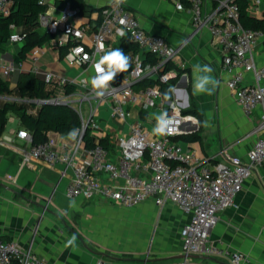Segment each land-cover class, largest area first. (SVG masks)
I'll list each match as a JSON object with an SVG mask.
<instances>
[{
	"label": "crops",
	"instance_id": "0c3cea01",
	"mask_svg": "<svg viewBox=\"0 0 264 264\" xmlns=\"http://www.w3.org/2000/svg\"><path fill=\"white\" fill-rule=\"evenodd\" d=\"M42 1L47 4L46 12L57 18L66 2L72 0ZM111 1L84 0L91 12L88 17L82 14L76 17L75 24L87 27L89 33L96 31L101 11ZM124 1L147 32L165 37L177 52L174 63L170 65L173 69L171 79L176 80L162 91V98L157 99L156 107L143 111L138 106H129L131 120H140L152 132L157 125V117L162 114L164 117L169 112L166 103L177 98L183 110L196 106L203 113L201 122L197 117L198 129L193 131H199L201 139L188 141L181 136L177 139L185 150H194L202 158L216 156L210 164L224 160L246 162L247 153L260 138V134H252L260 123V114L256 112L250 117L243 114L226 85L229 75L222 66L220 45L213 40L208 29L194 25L189 4L179 11L171 1ZM212 7L214 3L206 0L205 12L208 13ZM257 9L264 13L262 5ZM14 27L11 26V32L33 30L30 27ZM38 30L45 31L40 26ZM118 44L119 41L114 47ZM23 45L24 42L11 43L8 40L3 46L0 51V77L15 87L21 74L32 73L46 83L48 91L54 92L50 98L69 101L73 108L80 104L83 89L75 83H79L81 78L90 82L95 75L94 69L70 65L65 54L61 55V48L54 46L52 40L33 47L22 62H15L14 58ZM35 48L41 49L37 60L32 57ZM145 59V50L133 56L134 63ZM9 65L13 66V71L4 78L3 71ZM196 65L201 68L194 69ZM204 65L211 67L210 74L202 70ZM47 73L52 74L51 82L44 80ZM205 75H211L218 81L214 91L211 94H193L196 77ZM62 78L74 87L72 93L65 92ZM147 78L158 80L159 73H152L143 79ZM137 84L134 89L142 90ZM206 87L211 88L212 85ZM11 100L20 101L21 98L17 94L0 95V108ZM91 102L97 105L95 99ZM82 106L87 109L89 104L82 103ZM7 117L5 129L9 123L11 128L9 133L4 131L1 136L23 129L19 118L12 112ZM95 121L97 126L91 131L94 140L108 138L113 147L111 151L115 152L117 138L128 134V125L113 118L109 100L98 106ZM15 143L0 145V235L4 241H13L23 249H30L45 264L181 262L180 232L189 216L176 206L160 208L153 199H149L127 209L101 198L70 199L65 189L71 172L65 171L61 165L50 166L42 161L26 159L24 141L16 139ZM73 236L76 237L75 242L68 245ZM209 242L229 252L245 254L251 264H264V163L252 170L235 204L218 214ZM193 260L200 264H230L229 259L223 256L197 255Z\"/></svg>",
	"mask_w": 264,
	"mask_h": 264
},
{
	"label": "built area",
	"instance_id": "2783aa9c",
	"mask_svg": "<svg viewBox=\"0 0 264 264\" xmlns=\"http://www.w3.org/2000/svg\"><path fill=\"white\" fill-rule=\"evenodd\" d=\"M165 1L173 2L179 11L189 4L194 25L205 26L220 45L222 66L229 75L226 85L243 114L250 117L259 112L260 123L252 134H260V138L247 153L246 162L224 160L210 164L216 156L202 158L194 150H185L177 139L198 129L199 121L193 115L183 114L177 98L166 103L169 112L163 117L165 121H171L165 132L172 129V134L157 135L145 128L140 120H131L129 106H138L143 111L157 106V99L162 98L160 83L170 81L173 69L167 70V67L174 63L177 52L165 37L147 32L124 0H112L102 9L99 25L92 33L87 27L75 24L74 19L81 11L71 1L66 2L60 17H52L46 11L40 13L39 26L52 35L54 46L66 48L65 59L72 66L94 69L93 65L113 50L114 44L124 36H129L141 50L154 54L158 62L155 65L135 62L119 86L109 85L99 97L91 80L81 78L79 83L76 82L75 85L83 90L80 104L74 107L82 122L75 139L51 133L46 141L33 143L31 133L20 129L0 136V145H13L16 139H22L26 144V159L50 166L61 165L65 171L69 170L65 194L70 199L101 198L127 209L149 199L160 208L176 206L189 216L180 232L183 258L179 264H200L193 260L197 255L227 257L230 264H251L245 254L229 252L211 244L209 238L218 222V214L235 204L252 170L264 163V31L243 26L236 0H211L215 4L208 13L205 12L206 0ZM249 2L251 14L264 18L253 0ZM12 7L13 0H0V16H9ZM26 36L23 31L13 30L9 41L22 43ZM100 43L104 45L103 50L99 49ZM78 48L83 51L77 52ZM40 53L41 49L35 48L33 59L37 60ZM104 67L107 70V66ZM12 71L13 66H7L3 77H9ZM152 73H159V82L136 91L134 84ZM96 75L95 72L94 77ZM44 80L51 82L52 74L47 73ZM61 84L67 85L69 81L62 78ZM107 100L113 118L129 127L127 135L117 138L115 152L106 149L100 140L90 149L84 142L86 130L92 131L97 126L98 106ZM44 101L60 103L66 100L52 97ZM82 103L89 104L85 112ZM190 117H195V121ZM0 264L45 263L30 249H23L13 241L6 242L0 235Z\"/></svg>",
	"mask_w": 264,
	"mask_h": 264
},
{
	"label": "trees",
	"instance_id": "16d2710c",
	"mask_svg": "<svg viewBox=\"0 0 264 264\" xmlns=\"http://www.w3.org/2000/svg\"><path fill=\"white\" fill-rule=\"evenodd\" d=\"M73 6L78 7L83 16H89L91 9L87 8L84 0H72ZM240 15L241 23L246 28H251L255 31H264V18H258L251 14L249 10V0H236ZM215 4V3H214ZM47 10V4L42 0H13V7L11 14L6 17L0 16V51L8 42L11 34V26L30 27L32 31H25L27 34L24 39V45L14 60L15 62H22L26 58L27 53L35 46H41L46 42L52 40V35L46 31L40 32L38 17L40 13ZM121 49L129 58V67L126 71L118 72L114 79L109 83L112 86H119L123 78L128 75L134 67L133 56L141 49L134 43L129 36H124L120 39L118 46L113 50ZM65 49L61 48V55L65 54ZM158 62L157 57L151 52L146 51V59L142 62L144 65H155ZM172 69L168 65L167 70ZM176 78L170 79L168 83H160L161 90L165 91L171 87ZM159 80L151 78L142 79L138 82L137 87L145 89L149 86L157 84ZM74 87L65 85V92L72 93ZM17 94L20 101H6L2 108H0V136L5 131L8 122V113L12 112L21 122V127L29 131L32 135L33 143L44 142L48 139L51 133H59L68 136L73 130H78L81 125V118L77 111L70 105H62L59 103H47L38 105L36 101L49 99L54 95L53 91L46 89V83L37 78L34 74H21L17 85L11 87L9 83L0 77V95L6 96ZM27 99L28 101H22ZM184 115H193L202 121L203 113L198 107L192 106L188 110H183ZM181 138L188 141H199L201 139L200 132L196 131L190 134H183ZM84 142L87 148L95 146V140L91 135V130L88 128L84 134ZM100 143L108 150H113L108 138L100 140ZM112 152V151H111Z\"/></svg>",
	"mask_w": 264,
	"mask_h": 264
},
{
	"label": "clouds",
	"instance_id": "9594fccd",
	"mask_svg": "<svg viewBox=\"0 0 264 264\" xmlns=\"http://www.w3.org/2000/svg\"><path fill=\"white\" fill-rule=\"evenodd\" d=\"M123 23V21H121ZM121 35H123V32H120ZM104 45L103 43L99 44V49L103 50ZM77 52H82L83 49H77ZM84 59L87 60L88 56L87 54L84 55ZM107 66V70L104 66ZM96 76L91 79V85L92 88L95 91L96 96H103L105 90L109 87V82L112 81L115 77V75L118 72L126 71L129 67V58L124 54V52L121 49H115L106 52L103 57L99 59L98 62H96L93 65ZM201 68L200 65H196L194 69ZM202 70L205 73H211L212 69L208 65H204L202 67ZM211 84L212 87L208 88L207 85ZM218 81H216L211 75H205L203 77H196V81L193 87V94H200L207 92L208 94H211L212 91H214L215 87L217 86ZM102 90V91H101ZM167 98V95H166ZM190 119L195 121V117H190ZM171 121H165L163 118V114L157 117V125L153 129V132L157 135H164V134H172L173 130L169 129L168 133L165 132V128L167 127V124ZM76 132L77 130H73L71 133L68 134L70 139L76 138ZM21 135H25V133H21ZM76 237L73 236L71 240L68 241V245H72L75 242ZM67 246V245H66Z\"/></svg>",
	"mask_w": 264,
	"mask_h": 264
},
{
	"label": "rangeland",
	"instance_id": "374dc122",
	"mask_svg": "<svg viewBox=\"0 0 264 264\" xmlns=\"http://www.w3.org/2000/svg\"><path fill=\"white\" fill-rule=\"evenodd\" d=\"M253 3H255L256 6L262 5V10H264V0H253ZM83 110H84V112L86 111V107L85 106H83ZM10 128H11V125L9 123L7 128L5 129V133H9Z\"/></svg>",
	"mask_w": 264,
	"mask_h": 264
},
{
	"label": "water",
	"instance_id": "95a60500",
	"mask_svg": "<svg viewBox=\"0 0 264 264\" xmlns=\"http://www.w3.org/2000/svg\"><path fill=\"white\" fill-rule=\"evenodd\" d=\"M138 82H139V81H138ZM138 82H137V83H138ZM137 83H135V84H137ZM135 84H134V85H135ZM47 103H52V102H49V101H41V102H37V104H39V105L47 104ZM59 104H62V105H69V103L66 102V101L60 102Z\"/></svg>",
	"mask_w": 264,
	"mask_h": 264
}]
</instances>
